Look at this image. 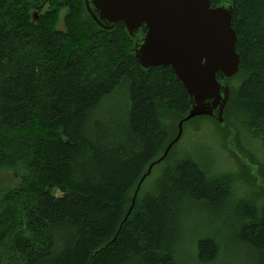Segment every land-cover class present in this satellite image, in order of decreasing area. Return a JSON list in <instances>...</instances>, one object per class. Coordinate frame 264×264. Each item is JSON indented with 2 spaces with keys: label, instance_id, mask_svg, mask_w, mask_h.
Masks as SVG:
<instances>
[{
  "label": "trees",
  "instance_id": "16d2710c",
  "mask_svg": "<svg viewBox=\"0 0 264 264\" xmlns=\"http://www.w3.org/2000/svg\"><path fill=\"white\" fill-rule=\"evenodd\" d=\"M223 2L239 56L234 76L217 73L230 90L225 127L191 120H211L261 180L237 136L264 147V0H210ZM135 40L121 22L99 27L85 0H0V172L18 180L0 194V264H178L194 249L187 262L214 264L238 245L264 264V204L241 200L231 173L190 156L173 163L179 140L160 160L174 140L162 118L178 132L189 97L169 67L138 64ZM191 212L216 218L227 238L185 233Z\"/></svg>",
  "mask_w": 264,
  "mask_h": 264
},
{
  "label": "water",
  "instance_id": "95a60500",
  "mask_svg": "<svg viewBox=\"0 0 264 264\" xmlns=\"http://www.w3.org/2000/svg\"><path fill=\"white\" fill-rule=\"evenodd\" d=\"M85 3L90 17L102 29L110 30L121 22L128 35L136 39L134 56L138 64L144 69L169 67L189 97L188 114L178 123L177 136L160 160L179 140L184 122L205 116L225 127L223 114L230 90L217 79V73L230 78L239 71L230 3L216 7L211 6L210 0H85ZM141 26L146 27L142 38Z\"/></svg>",
  "mask_w": 264,
  "mask_h": 264
},
{
  "label": "rangeland",
  "instance_id": "374dc122",
  "mask_svg": "<svg viewBox=\"0 0 264 264\" xmlns=\"http://www.w3.org/2000/svg\"><path fill=\"white\" fill-rule=\"evenodd\" d=\"M33 15L35 16L34 20H38L41 13L36 12L35 10L31 13L32 18ZM79 18L80 15H78L77 19ZM55 28L58 30H63L62 15H60L58 22L55 24ZM235 83V80L231 82V84ZM162 120L164 122V124L162 122V126L164 127L165 125L166 130L169 131L170 137L175 138L178 133L176 132L177 123L175 122V118L173 116H164ZM229 120L233 122V118H229ZM180 137L181 138L177 142V145L173 148L172 155L170 154V159L173 163L177 162L179 158L190 156L193 158H197L205 166H211L212 169L216 168V170L231 173L232 175H234V179L232 180V187L238 193V196L241 198V200H244L245 202L250 201L249 203L258 202V206L264 204V180H262L264 179V147L259 141L246 142L241 133H239L237 136V140L240 143V146L245 149L247 157H249V159L253 160V162H255L259 166L260 177H262L261 180L257 179L258 173L254 171L253 167L249 163H244L242 161L239 153L235 150V146H233L234 142L232 138L228 139V142L226 140L225 144L223 136L217 131L215 124L211 120L194 119L185 122V124L182 126V133ZM207 146L210 147V157L207 155ZM210 158L212 160H210ZM215 165L217 167H215ZM158 167L159 166H157V168L152 172V174L143 184L139 195L142 194L147 185L151 184L150 181H153L158 176L163 165L161 166V168H159V170ZM243 172H245L246 175H244ZM244 180L249 181L251 186L256 187H248L244 183ZM17 183L18 180L13 177L12 172H0V194L15 187ZM211 217L212 216H207L204 213L192 214L191 212L187 216V218L184 219V232L191 234L195 240L202 237H214L217 240L220 239L218 242H221V239L227 238V236L225 234L222 235V237L219 236L222 225L220 226V223H218L216 218L210 219ZM189 220L193 227H195L196 225H201V230L191 229L188 226ZM220 249L221 245L219 246V250ZM229 251L230 253H227L224 257L221 256V258L214 264L260 263L259 260H256V257L260 256V254L256 250L252 249V251H247L240 245H238L231 248ZM194 253L195 249L190 255H186L183 252H180L176 255L177 263L194 264L191 260L187 262V257L193 255Z\"/></svg>",
  "mask_w": 264,
  "mask_h": 264
},
{
  "label": "flooded vegetation",
  "instance_id": "af4514ba",
  "mask_svg": "<svg viewBox=\"0 0 264 264\" xmlns=\"http://www.w3.org/2000/svg\"><path fill=\"white\" fill-rule=\"evenodd\" d=\"M144 36V35H143ZM143 36H141L140 38H142Z\"/></svg>",
  "mask_w": 264,
  "mask_h": 264
}]
</instances>
